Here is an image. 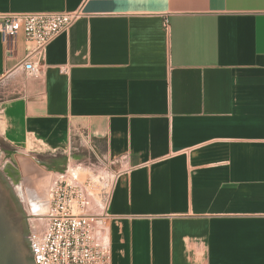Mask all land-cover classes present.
Returning <instances> with one entry per match:
<instances>
[{
  "label": "crops",
  "instance_id": "crops-1",
  "mask_svg": "<svg viewBox=\"0 0 264 264\" xmlns=\"http://www.w3.org/2000/svg\"><path fill=\"white\" fill-rule=\"evenodd\" d=\"M73 11L35 75L0 35L5 155L98 151L110 264H264V0H0Z\"/></svg>",
  "mask_w": 264,
  "mask_h": 264
},
{
  "label": "built area",
  "instance_id": "built-area-1",
  "mask_svg": "<svg viewBox=\"0 0 264 264\" xmlns=\"http://www.w3.org/2000/svg\"><path fill=\"white\" fill-rule=\"evenodd\" d=\"M79 16V11L0 12V35L6 43L23 34L28 46L19 65L26 74L35 75L36 63L47 44ZM111 182L104 183L101 176L79 181L72 173H58L45 212L33 215L29 222L35 264H110L109 249L100 231L111 218L107 211Z\"/></svg>",
  "mask_w": 264,
  "mask_h": 264
},
{
  "label": "rangeland",
  "instance_id": "rangeland-1",
  "mask_svg": "<svg viewBox=\"0 0 264 264\" xmlns=\"http://www.w3.org/2000/svg\"><path fill=\"white\" fill-rule=\"evenodd\" d=\"M8 95L0 92V102L4 101ZM76 138H72V141ZM0 146L5 145L0 140ZM32 144H28L29 150ZM67 148L66 153L68 159L63 162L62 168L67 174L77 175L79 181H85L89 177L101 176L106 181L111 182L113 174L111 169L100 170V157L95 156L98 151L91 150L87 144L79 145L77 148ZM17 163H12L8 155L0 148V168L5 172L9 180L15 187V190L21 199L24 209L27 214L28 223L34 218L32 215V206L37 199L46 198L54 183L58 178V173L54 172L48 165L45 168L42 166L44 162H49L51 158L43 152L23 153L20 151L16 155ZM69 160V161H68ZM69 162V164H68ZM53 164V163H51ZM63 171V172H64ZM44 197V198H43Z\"/></svg>",
  "mask_w": 264,
  "mask_h": 264
},
{
  "label": "water",
  "instance_id": "water-1",
  "mask_svg": "<svg viewBox=\"0 0 264 264\" xmlns=\"http://www.w3.org/2000/svg\"><path fill=\"white\" fill-rule=\"evenodd\" d=\"M0 264H35L26 211L14 185L1 168Z\"/></svg>",
  "mask_w": 264,
  "mask_h": 264
},
{
  "label": "bare ground",
  "instance_id": "bare-ground-1",
  "mask_svg": "<svg viewBox=\"0 0 264 264\" xmlns=\"http://www.w3.org/2000/svg\"><path fill=\"white\" fill-rule=\"evenodd\" d=\"M49 196V195H48ZM48 196L44 199H37L32 206V215L42 214L46 210Z\"/></svg>",
  "mask_w": 264,
  "mask_h": 264
}]
</instances>
